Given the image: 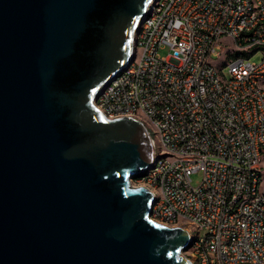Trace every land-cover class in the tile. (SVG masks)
<instances>
[{"label": "water", "instance_id": "obj_1", "mask_svg": "<svg viewBox=\"0 0 264 264\" xmlns=\"http://www.w3.org/2000/svg\"><path fill=\"white\" fill-rule=\"evenodd\" d=\"M150 0H0V264H191L130 181L145 128L92 101L132 61Z\"/></svg>", "mask_w": 264, "mask_h": 264}, {"label": "built area", "instance_id": "obj_2", "mask_svg": "<svg viewBox=\"0 0 264 264\" xmlns=\"http://www.w3.org/2000/svg\"><path fill=\"white\" fill-rule=\"evenodd\" d=\"M131 55L92 105L148 133V220L187 231L191 264H264V0H150Z\"/></svg>", "mask_w": 264, "mask_h": 264}, {"label": "rangeland", "instance_id": "obj_3", "mask_svg": "<svg viewBox=\"0 0 264 264\" xmlns=\"http://www.w3.org/2000/svg\"><path fill=\"white\" fill-rule=\"evenodd\" d=\"M232 47H233V43L231 42V40L226 41L225 45L222 46L221 57L218 60L213 61L212 62L213 65L218 67L220 64L225 63L226 62V55L228 54V52L231 51ZM167 54H168V50H162L159 52L160 57H165ZM250 60L252 62H260L262 60V55L260 53H258L254 57H252ZM224 75H226L228 77L227 69L224 70ZM191 180H192V186L193 187L198 186L202 181V174L201 173L193 174L191 177ZM130 183H131V185H135L136 184L135 179H132L130 181Z\"/></svg>", "mask_w": 264, "mask_h": 264}, {"label": "trees", "instance_id": "obj_4", "mask_svg": "<svg viewBox=\"0 0 264 264\" xmlns=\"http://www.w3.org/2000/svg\"><path fill=\"white\" fill-rule=\"evenodd\" d=\"M140 178V176L138 175V176H136L134 179H139Z\"/></svg>", "mask_w": 264, "mask_h": 264}]
</instances>
